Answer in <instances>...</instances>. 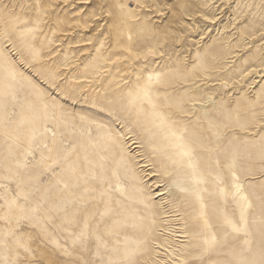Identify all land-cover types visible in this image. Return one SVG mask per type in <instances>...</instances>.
<instances>
[{"label": "rangeland", "instance_id": "rangeland-1", "mask_svg": "<svg viewBox=\"0 0 264 264\" xmlns=\"http://www.w3.org/2000/svg\"><path fill=\"white\" fill-rule=\"evenodd\" d=\"M264 0H0V264H260Z\"/></svg>", "mask_w": 264, "mask_h": 264}, {"label": "snow or ice", "instance_id": "snow-or-ice-1", "mask_svg": "<svg viewBox=\"0 0 264 264\" xmlns=\"http://www.w3.org/2000/svg\"><path fill=\"white\" fill-rule=\"evenodd\" d=\"M245 264H250V262H245ZM260 264H264V260H261Z\"/></svg>", "mask_w": 264, "mask_h": 264}]
</instances>
